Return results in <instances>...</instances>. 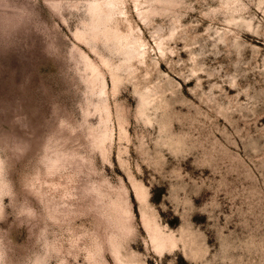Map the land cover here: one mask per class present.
<instances>
[{"label":"rangeland","instance_id":"obj_1","mask_svg":"<svg viewBox=\"0 0 264 264\" xmlns=\"http://www.w3.org/2000/svg\"><path fill=\"white\" fill-rule=\"evenodd\" d=\"M106 2L0 0V264H264V0Z\"/></svg>","mask_w":264,"mask_h":264},{"label":"bare ground","instance_id":"obj_2","mask_svg":"<svg viewBox=\"0 0 264 264\" xmlns=\"http://www.w3.org/2000/svg\"><path fill=\"white\" fill-rule=\"evenodd\" d=\"M113 1L114 0H107V2H106V4H107V6L108 7H110V8H113ZM118 2V1H117ZM119 3V2H118ZM115 6V5H114ZM116 8V7H115ZM91 13H92V15H94V16H100L101 15V13H103V10H102V8L98 5V6H94V7H92L91 8ZM135 45V44H134ZM133 46V45H132ZM140 54V53H139Z\"/></svg>","mask_w":264,"mask_h":264}]
</instances>
